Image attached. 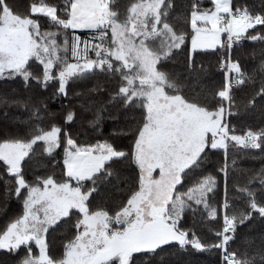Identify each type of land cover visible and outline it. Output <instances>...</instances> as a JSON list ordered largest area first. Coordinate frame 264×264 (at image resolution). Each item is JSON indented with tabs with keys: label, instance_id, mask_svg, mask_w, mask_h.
<instances>
[{
	"label": "snow or ice",
	"instance_id": "snow-or-ice-1",
	"mask_svg": "<svg viewBox=\"0 0 264 264\" xmlns=\"http://www.w3.org/2000/svg\"><path fill=\"white\" fill-rule=\"evenodd\" d=\"M2 13L20 24L0 79L23 94L0 105L23 118L0 127L4 196L20 204L0 264H164L170 249L264 264V233L242 232L264 220V0H0ZM207 57L222 74L208 84Z\"/></svg>",
	"mask_w": 264,
	"mask_h": 264
},
{
	"label": "trees",
	"instance_id": "trees-1",
	"mask_svg": "<svg viewBox=\"0 0 264 264\" xmlns=\"http://www.w3.org/2000/svg\"><path fill=\"white\" fill-rule=\"evenodd\" d=\"M248 4L251 5L256 2V0H247ZM9 3L13 4L14 7H16L19 11H23V7L30 3V0H9ZM3 14V13H2ZM2 14H0V20L2 18ZM83 35H89L88 32H83L81 34ZM251 53V49L246 46L244 48H237L233 52V56H238L242 62H245L249 55ZM215 57H207L204 58L205 64H208L209 61L212 62L213 66L211 68V79L205 78L204 83L208 84L211 83L212 80L219 81L222 78V74L220 71L215 67ZM33 71H36L33 69ZM36 74H39L38 72ZM55 85H50L48 89V93L50 94L51 91L54 89ZM70 89L78 88V84L70 82L69 84ZM4 94L9 95H16V94H23V85L19 80L11 81V80H3L0 79V96ZM64 103H67V101H64ZM49 104L53 108V110H59L61 106V100H49ZM7 112V117L5 116V113ZM22 110L15 107V106H3L0 105V127H3L4 125H11L13 120L16 117H21ZM23 118V117H21ZM122 119V118H121ZM112 122L108 121L106 124L107 131H111ZM107 134V133H106ZM87 135L90 137L93 135L91 131L89 130ZM85 135L82 132L81 133V139H84ZM238 163L240 167H253L256 168L260 167L259 161H243L238 159ZM221 184H223V181L221 180ZM4 189L5 185L3 180H0V225L4 223V221L9 218L13 217L16 214L20 212V204L15 198L6 199L4 196ZM115 196H118L119 193L114 192ZM242 232L247 233L250 236L253 237H259L260 234L264 233V220H260L257 218L256 220L252 221L250 224L242 226ZM59 235L58 233L56 234ZM175 251V250H173ZM187 252V253H186ZM186 252H177L175 251L173 254L169 255L168 263L164 264H215L216 260L218 259L217 255L214 252L210 251H203V252H197L195 250L189 249ZM7 255L4 252H0V260H6ZM11 264V262H9Z\"/></svg>",
	"mask_w": 264,
	"mask_h": 264
},
{
	"label": "rangeland",
	"instance_id": "rangeland-1",
	"mask_svg": "<svg viewBox=\"0 0 264 264\" xmlns=\"http://www.w3.org/2000/svg\"><path fill=\"white\" fill-rule=\"evenodd\" d=\"M127 3H129V0H120L121 7H123ZM1 20L3 21V23L0 24V37H4L5 39H0V49H3L8 44L7 38L13 35L14 30L19 27L20 21H18V19L13 17L10 13H3ZM89 35H83V36L88 37ZM0 252H3V251H0ZM174 252L175 251L170 249L168 252L161 254L165 258L164 263L169 262L167 257L173 254ZM157 259H159V257Z\"/></svg>",
	"mask_w": 264,
	"mask_h": 264
}]
</instances>
